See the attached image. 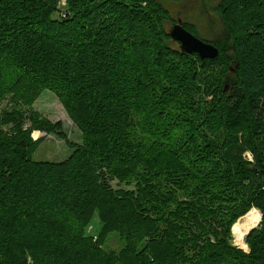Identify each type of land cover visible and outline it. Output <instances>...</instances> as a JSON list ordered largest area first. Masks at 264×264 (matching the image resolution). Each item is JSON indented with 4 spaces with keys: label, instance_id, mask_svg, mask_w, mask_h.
Listing matches in <instances>:
<instances>
[{
    "label": "trees",
    "instance_id": "1",
    "mask_svg": "<svg viewBox=\"0 0 264 264\" xmlns=\"http://www.w3.org/2000/svg\"><path fill=\"white\" fill-rule=\"evenodd\" d=\"M183 1L0 0V264H264V0H222L211 40L183 23L205 60L170 35ZM45 90L83 137L60 163L32 159L67 138L23 110Z\"/></svg>",
    "mask_w": 264,
    "mask_h": 264
},
{
    "label": "rangeland",
    "instance_id": "2",
    "mask_svg": "<svg viewBox=\"0 0 264 264\" xmlns=\"http://www.w3.org/2000/svg\"><path fill=\"white\" fill-rule=\"evenodd\" d=\"M221 1L222 0H185L180 3H168L167 7L171 11L175 20H182L183 23L194 25L198 34L202 38L211 40L214 35L218 33L221 27L218 12V7L221 4ZM64 7H66L65 4H60L59 6L61 15L64 13ZM55 17L58 18L59 14H56ZM10 98L11 97L9 96L1 103V107L3 109H11L14 106L13 103L10 102ZM23 110L27 111L29 116L32 112H35L42 118L51 121L53 124H58L59 122L62 123L63 132L67 136L66 139H62L57 134H51L44 131H34L32 134L33 139L40 142L39 147L32 155V159L34 161L53 163L64 162L74 153V148H72L69 144L82 143V133L72 122L58 97L51 91H43L31 109L23 107ZM30 126L31 122L29 121L26 128H29ZM244 157L247 160H253L250 153H246ZM111 185L115 190L123 189L126 191H136L135 184L120 185L118 180H114L111 182ZM257 210L261 213L259 209ZM244 217L240 218L233 227L232 242L235 246L247 251L248 245H246L245 241L247 234L244 237V234L239 228V222L241 221V223H244L242 221ZM260 223H256L255 228H257ZM244 225L247 226L250 231L249 226L246 223H244ZM101 226L100 220L96 217L94 223L88 228L87 233L93 236L95 241L99 239ZM124 246L125 242L121 240L119 234L112 233L105 240L103 247L108 252L119 253Z\"/></svg>",
    "mask_w": 264,
    "mask_h": 264
},
{
    "label": "water",
    "instance_id": "3",
    "mask_svg": "<svg viewBox=\"0 0 264 264\" xmlns=\"http://www.w3.org/2000/svg\"><path fill=\"white\" fill-rule=\"evenodd\" d=\"M170 35L175 42L180 43L183 52L188 54H197L203 60L215 59L220 54L219 49L216 46L199 39L186 30L183 26L182 20H178V23L173 27ZM252 230H250V232ZM250 232H248V234Z\"/></svg>",
    "mask_w": 264,
    "mask_h": 264
},
{
    "label": "bare ground",
    "instance_id": "4",
    "mask_svg": "<svg viewBox=\"0 0 264 264\" xmlns=\"http://www.w3.org/2000/svg\"><path fill=\"white\" fill-rule=\"evenodd\" d=\"M242 221L249 226L250 230H252L257 223V211L253 209L242 219Z\"/></svg>",
    "mask_w": 264,
    "mask_h": 264
},
{
    "label": "built area",
    "instance_id": "5",
    "mask_svg": "<svg viewBox=\"0 0 264 264\" xmlns=\"http://www.w3.org/2000/svg\"><path fill=\"white\" fill-rule=\"evenodd\" d=\"M65 3H66V0H62V3H61V5H62V4H65Z\"/></svg>",
    "mask_w": 264,
    "mask_h": 264
}]
</instances>
